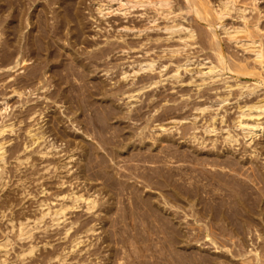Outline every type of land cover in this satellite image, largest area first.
I'll return each instance as SVG.
<instances>
[{"label": "bare ground", "instance_id": "6f19581e", "mask_svg": "<svg viewBox=\"0 0 264 264\" xmlns=\"http://www.w3.org/2000/svg\"><path fill=\"white\" fill-rule=\"evenodd\" d=\"M77 1L75 0L73 3V0H0V70H5L7 73V72H13L17 68L22 69L23 67L25 69L27 65H29L28 61L32 59V57L35 58L33 59L35 60L33 61L34 64L36 62L35 65L34 64L31 65L32 63L30 64L31 66H33L32 68L30 67L31 69L28 66V68L30 69L28 70V72L25 69L27 74H25L24 77L23 75H21L22 77L15 76L13 79L11 78L9 80L8 78L11 76V74L7 73L6 77L8 80L7 79L6 80L7 82H9V85L7 86L11 87L10 93L15 94L19 98L20 97L24 98L23 101H22V98L20 99V101H22L23 104L27 103V101L30 100V99L28 100L25 99L27 98L26 96L28 94H31V93L33 94V92H35L36 90L39 91V89L41 90L43 88L48 89L47 86L49 87L51 86L49 84L47 85V83H50V82L52 83V81L51 80L48 81V78L46 79L44 78L45 72L43 70L45 66L46 67L51 66L50 68L52 69V73H50V75L46 77L50 78L51 76L53 78V86L55 88L54 90L48 89V91L53 90L51 91V93L50 91L49 93L45 92L43 89L44 91V92L42 91L43 95L45 93H48L49 94L48 96L50 98L49 97L47 98L52 99L50 96L52 94L54 98L56 97H58L59 99L62 98L65 102H68L67 103L68 106L64 107L65 109L68 108L67 109V112H69L68 120H70L71 123H73L74 121H76L78 124L81 123L83 124V127H84L82 132L79 133V134L82 133V135H79V134L71 135L67 133L68 131H64L65 129L61 128V126L63 125L62 122L64 120L61 121L62 119L60 118L61 116L57 115L58 111L56 112L55 110L54 111L52 110L53 112H51L50 119L48 120V123L49 121L52 122V124L49 123L52 127L50 126L49 127L51 128L53 134H55L61 142L60 144L55 141L51 142L48 134H52V133H48L46 135L47 129L44 128L42 124L41 125L39 124L38 126L36 125L37 123H40L41 121L44 120L42 118L43 115H45L43 113L44 112L43 111L44 108H42L43 105L41 104L42 105L41 106L35 103L31 105L32 103L28 102L27 104H30V105L26 106L25 114L23 113L24 111L22 112L20 109L21 113H23L26 116L24 117L22 115L23 118L25 119L32 118L33 120H36V121L31 122L29 124L27 123L26 125L27 127L25 128V138L22 141L21 146L20 147L18 146L19 148H16L14 147L16 145L15 144L13 146L14 149L12 148V155L14 156V160L18 161L16 163L17 164L19 163L20 165L23 163L25 166H27L25 163H28L31 166L35 163V159L32 157L33 153L36 155L38 154L41 161L45 162V163L43 162L45 165L43 164L41 165L43 166L42 167L43 173L52 174L53 178L55 179L57 178L56 180L57 186H62L66 182L68 183L70 187L72 184L73 186L72 188L67 189L64 193L63 191L58 194L56 193V197L58 198L60 197V200L58 199L59 200L58 202L56 200L57 203L55 202L53 205H51L52 200L51 201L49 200L51 202L49 203V202H46V200L44 199L42 200L37 199V201H39L37 202L38 205H36L37 203L35 204L36 206L39 207L37 213H35L36 212L35 210L37 209L36 208L35 210H33L35 212L33 211H30L31 213L29 212L30 214L34 213L33 215H30L27 213L28 214L27 216H24L18 219L16 230L13 229L15 227L14 224L16 223L13 224L12 223L13 221L9 219L10 226L9 228L7 227L9 229L8 233L4 234L5 233L4 231L3 237L1 236L2 234H0V236L2 237L0 239V252L2 253L0 255V264H5L6 262V256H5V254H7L6 247H8L9 243H11L10 238H12L13 236L17 238L16 240H19V241L22 240L24 243L25 242L28 243L27 244L28 246L26 245L27 247L25 246V248L21 249L20 251L17 250L19 252L15 254L17 255V258H19L20 262L24 263L25 261L23 260H26L27 262L28 259H26L25 256L28 258V256L30 255V258H33L32 256L33 253H36L37 250H40L37 248L38 247L36 243L37 239L35 238L36 240H34V230L35 229L39 230V228L43 226L41 224L45 222L44 220L45 217L49 219L48 223L50 222V224L47 225L48 227L49 226L53 227V225L58 227L59 225L63 224V222L65 221L67 222L66 220L67 209L68 210L70 209V211L71 210L73 211L74 209L75 211L76 209L80 208V206H82L85 209V210L83 209L84 212L86 211V213L87 212L89 213L88 215H90V213L93 215L96 212V208L101 207L103 204L105 205H103L100 209H103L104 211H106V216L104 217L102 215L103 217L102 216L101 217L103 219L101 217L99 218H101L102 220H104V222H106V226L110 225L109 228L111 229L110 230L107 229L108 235L102 237L103 234L100 235L99 233L100 237L99 236L94 237L95 239L92 240L93 239L92 233L94 231L96 232L95 223L94 224L92 223L96 221L90 222V218L88 216L87 217L89 219L88 218L87 219L89 221L83 218H82L83 220L80 219L79 222L76 219L71 220L68 223L63 224V228L60 227V229L63 230L62 233L60 234H63L64 241H67V243H65L66 246L62 244L63 246L61 247V249L59 248L60 250L56 249L51 252L49 250L48 251L46 250L47 254L44 255L45 256L44 260L49 261V260L56 259L61 264V262H64L66 259H67L66 261H68L67 256L74 252L81 254V252L84 250L83 253L88 252L89 255H94V254L96 255V253L100 254V252L99 251L97 252V250H99L100 246H102L101 249L105 248L110 251L108 252V256H106L108 257V259L112 258L109 264H264V163L262 165V164H259L261 162L259 163L257 162L258 156L261 158L262 156L260 155L263 153L260 151L261 148L259 149L257 148L258 146L254 145L256 143L254 142V140L255 139L259 140L256 137L260 135L261 132L263 133L264 131V93L262 94V97L260 96L261 98H257V99L255 98L256 100H253V98H251L250 100H247V99L245 100L243 99L242 101L239 100L241 103L239 102L238 104L236 102L237 105H234L236 106V109H237V110L235 109L237 112V116L235 118L234 116H232L231 119L234 120V122L229 123V124L239 128L240 131L239 130L238 131L241 134L240 137L243 139V141L242 143L239 142L240 141V137H238L239 133L237 132L234 133L235 130L234 132L231 131L233 130L232 126H231L232 127L231 129L228 128L225 131L224 135H222L223 133L221 134L222 139L220 138V140L222 141V144L224 143L225 145V147L223 148L226 149L224 155L220 154L221 152H218L219 150L217 151L216 139H213V137H211L213 140L209 141L211 143V146L210 145L209 146L212 149H206L205 146L207 144L204 146H201L205 143H204L203 137L201 139L197 138L196 135L200 133H197L195 135H190L189 137L190 139L196 140V142L199 140L198 142L199 148L192 146L193 147L192 150H187V148H185V146L183 145L184 149H186L187 151L186 150L180 151L181 149L179 150L177 148H173V145H175L174 141L169 140L171 137L168 138L167 136L165 138L162 137L163 139L161 137H159L160 139L158 138L159 140L162 139L161 141L164 140L166 142L165 146L162 149L159 148L158 146H153L154 144H156L158 140H155L152 137H149V138L151 139V141L153 140V142L149 144V141H147L148 143H146L144 141V139L147 137V135L144 133L145 129L143 130L142 128V129H139V131L136 130L135 132H133L132 129L134 128L130 129L131 127L129 128V125L128 126L123 125V126H126L125 128L122 126L114 128V131L112 130L113 134H111V136H108L107 133H109L110 131L108 132L107 126L110 125V121L113 119H116L118 122L119 120H123V119H120L122 114L121 115L119 113L117 114L116 111H114L115 109L112 107L113 105L110 106L107 104L109 101H107L106 99L110 93L112 94L121 93L122 94L125 91L124 90L121 91L120 88L118 87L119 88V89L117 88L118 91L116 89V91L108 93V92H105V90L103 89L101 85H97L98 83L95 84L94 82V84H92L93 81L91 82L92 85L90 84L91 86H87L86 84H83V82L78 83L80 84L79 86H77L78 84H76L75 82L76 84L75 86L74 84H72L73 82H70L71 80L69 81L70 78H68V76H70L69 74L72 73L71 69L73 65L80 66V68L82 69L81 71L82 75L80 74L81 72H78L77 76L81 75V77H83L86 80V77L88 76L90 71L92 72L91 70L92 68L90 69L91 66H89V64L92 63L93 60L89 64L84 63L82 60L79 59L80 57L78 58V55H76V53L72 51L74 50L72 45H71L72 49L71 50L68 49L69 50L68 52L66 51L67 48L65 49L64 47H62L63 45L61 47L57 45V47L55 46L56 49L54 48V45L58 44L56 43V41H58L60 35L66 34V33H63L64 31L62 32L64 23L68 24L72 21H76L79 19V13H78L79 10H77L76 8L77 6L75 7V3H79ZM101 1L96 3V12L100 14L101 16H104L105 14H109L115 11L121 12V14L125 15L126 13H128V10L131 8L137 9L139 7V8L145 9L148 7L151 9V11L153 10L156 13L154 16H158V17L161 16L163 18L169 19L170 21L169 22L166 21L162 25L161 28H163L166 31L165 34L169 36L172 35L174 37V34H177L176 38L182 41V42L180 41L182 43L181 47H179L180 46L179 44V46H176V48L170 50L171 52L169 53L173 55L178 54V52L181 51L183 46H186V45L188 46V44L190 45L193 43V42L192 43L186 42L187 40L191 41V38H193L194 30L191 27V25H189L190 27L183 25L182 21H180V20H183L182 19L183 17L181 18V16H179L180 12L185 11V13L187 14H192V16L194 17V20L197 19L201 21L206 29L205 31L210 32V34L206 33L208 35H205V33H202V34L209 37V39H207L209 41L208 42L206 40V38L208 37L204 36L206 42L210 43L211 48H213L212 50H214L213 52H215V54H213L215 55V59H212V60L209 59V61L206 62V63L209 62L208 64H206L205 61L202 62L201 60L202 63L200 61L199 62L200 64H203V66L205 65V68H197V69L195 68L196 70L193 69L195 70V73L199 75V78H200L199 79L200 84H198V87L202 83H204L206 80L207 81L214 80V79L216 80V78H219L221 76L223 77L225 73L227 74V72H232V73H235L236 75L242 74V75H250L253 77L259 76L262 79V82L264 84V77L261 74L262 72H260L261 70L264 69V43L260 39V34H259L260 28L258 25L259 18L264 12L262 13V11L259 10L256 0H250L249 3H247L249 0H247V2H244L243 0H241L243 1L242 3H239V1L237 0H218L217 3H215L216 1L212 2L211 0H181L178 2L177 0H106V2L104 0H103L104 2L103 1L101 2ZM32 5H34L33 7L34 9L32 11H29V7ZM255 9H258L256 12V16L253 20H250L251 18L248 17V13L246 12L247 10L249 12V10L251 11ZM143 11L141 13H144ZM177 16L180 17L181 19L180 20L177 19ZM193 17L191 18L193 19ZM226 17H229L230 20L231 19L233 20V18L238 19V22L236 24L226 23L224 22V19ZM49 19L50 20L52 19V22L49 21ZM153 19H154L153 22H155V19H157V17ZM152 24H150L151 26L142 25L143 28L141 29L146 30L149 27L153 29V27L159 26V24L158 25L154 24L153 26ZM138 27L139 25L137 26V28L135 26L136 29H139ZM125 28H130V27L125 26ZM73 29L74 31H72L71 29L72 36L67 35L68 37H72L75 39V36H77L78 32L80 33L83 32L82 30L83 28L82 29L80 28L77 30L74 26ZM219 29H221L223 33L226 35V38H227L226 40L230 42L232 41V44L240 46L241 48H243V50L250 51V53L252 52L251 53L253 54L252 57L254 61L258 63L257 67L259 68L258 70L260 71L257 72L256 70H253L254 67L253 68L251 67L252 69H250V67L248 68V65L247 67H246V64L242 65L243 63L242 64L237 63V65H236V62L234 63V65H232L233 62L231 65L228 64L230 62L227 63V61L225 60L224 54H223V50H224L222 48L223 44L221 45V41H220L221 39L218 36ZM141 31L142 30H139L140 33ZM140 33H138L139 36H140ZM202 34H200V36ZM134 35H135V32H134ZM79 36L81 39V41L79 42H83L85 44L88 42L87 40L86 41L84 40L86 39V37L82 40L81 34ZM69 40L67 41L69 42ZM71 43L73 44V42ZM129 45L131 46L133 44H129ZM120 46L121 45H119V47ZM121 47L118 48V50L122 51L123 49H121ZM61 48L65 49V51L67 52L66 53L67 55H62ZM112 49L114 50L113 46H112ZM112 49L108 50V48H103V49L101 48L100 51H97L99 50L98 48L96 50L97 52L95 51V53H93L94 50H91L92 52L89 51L91 54L93 53L91 58L89 57L91 55L90 53H89L90 55H86V56L90 58V61L93 58L94 59L96 58L104 59L103 57L104 56L107 57V55H109V52L112 51ZM150 58H153V57H149V59ZM65 59L66 60L69 59L72 65L70 64L69 61H67L69 62L68 63L69 65H67V67L65 68L63 66L65 64L63 62L66 61ZM88 60H87V63L89 62ZM185 61H187V59ZM138 62H136L138 63L137 68L134 69L130 67L131 68L130 71L134 74L133 78L139 71H147V70L150 71L156 68L154 65L153 59H150L149 61H144L143 59V63L142 61H138ZM94 63L95 62H93L92 64ZM188 64L187 63L185 64L184 62L181 64L180 61L179 63L177 62V64L174 65L175 67L173 66L174 68L171 69L170 73L166 72L168 73L167 74L168 76L165 78L173 77L172 79L174 78L177 79L180 76V68H183L184 70H187V71H191V69L187 67ZM160 66H163V65H160ZM78 69H76V71ZM121 70H122L120 71L121 76L119 77H122L124 79L128 77L126 74L129 70L128 71L123 70V69ZM6 73H3V76ZM74 73H77V72H74ZM12 74H15V73H12ZM159 74L160 76L157 79H155L156 76L154 78V75L153 77L149 76L146 79H140L138 77V79H140L138 81H140L139 83L141 84H139V87L137 88L135 92L137 91L140 92V90L142 91V89H146V87L148 88L149 86L151 87L153 85H156L157 83L165 81L163 79L164 77L162 76V74L161 73ZM1 75L2 73L0 71V80H2L3 78V76L1 78ZM78 80H80V76ZM72 81H73V78H72ZM86 81L88 82L89 79ZM223 81L225 82L224 87L228 89L227 90L225 89L227 92L223 90L226 94L224 93L225 95L222 97L219 96L221 95L220 92L217 93L219 96L217 99L218 105L219 104L221 105L222 102H224L225 100H229L227 99V96L230 93H232V91L230 92V89H229L231 86H233L232 83H230L228 80H227L228 82H226L225 80ZM236 81H235V84H236ZM3 82L6 83L5 81ZM242 82L243 81H241V83ZM4 83L2 84L4 85ZM2 84L0 86H2ZM257 85L258 84L251 87V85L249 84L248 87L250 88L247 87L248 91L249 92H251L252 90L254 91L255 89L254 87H256ZM246 90L247 89L242 90L245 92H239V93L240 94L244 93L247 95L249 92L248 91L246 92ZM62 91L65 92L63 95L61 94ZM38 93L40 94V92ZM134 93L132 89L131 92L127 94V97L132 98L134 96ZM137 96L138 95L136 94V97ZM2 97L4 99V96ZM236 97H237V94H236ZM214 98H215L214 99L215 101L217 97H214ZM52 101H57V100H52ZM4 102L5 103L2 102L3 104H1L0 106V115L4 114L10 105L8 103L9 101L8 102L4 101ZM103 102H105V104ZM40 103L41 102H38V104ZM109 103L111 104V102ZM197 103L199 102H196V104ZM203 103L204 102H202L201 104ZM184 105L180 107H183ZM208 105L209 104H207L206 107H208ZM36 106H40V108H37ZM45 106H47V104ZM56 106H57V102H56ZM23 107H25V105ZM206 107L205 106L201 107V105L198 104L195 109L196 110L198 109L201 111V113H203ZM176 108L177 106L173 110H175ZM216 108L218 109V107ZM217 109L215 111H217ZM167 111H166V116H167ZM200 111L198 112L200 113ZM7 112L9 113V111ZM97 112L98 113L100 112V113L98 114ZM176 112H180V109L179 111H176ZM163 113L165 112L163 111ZM180 113L182 114V112ZM213 113L211 115V112H210L209 114L211 116L208 115L209 120L207 119L206 120L207 122L204 121L206 122V124L204 123L205 126L202 122L204 126L203 128L204 133H201L202 135L205 133L208 134V133L213 132L216 117L218 115L220 116L222 115V114H216L217 112L214 114ZM18 114L19 113L17 112V117L19 116ZM81 115H83L84 118L81 117ZM175 115L177 114L175 113ZM22 116L21 117L19 116V117L22 118ZM129 116L131 115H128V117ZM171 116H172V113H171ZM140 117H138L137 119H139ZM161 117H163V115ZM224 117L225 116L219 117L220 119L219 121L222 122ZM23 118L22 119L17 118V120L19 119L18 123L24 122L25 120ZM129 118L133 119V117H129ZM231 119L228 118L226 120L230 121ZM8 122L6 123L4 120L0 122V187H2L3 185L5 186L6 184L4 183L5 181H3L5 180L4 179L5 177L4 174L6 170L5 163H7L5 160V156H6L7 150L9 149L6 147V145L9 144L11 141L10 137L7 139L8 136L7 137L3 136V133L6 131L11 132L14 130V124L10 123V120ZM174 122H175L174 124H176V120ZM227 123L225 125H227ZM154 124H151V126H154ZM229 124H228V127L230 126ZM45 125L47 126V121ZM156 125L160 129H166L164 124H162V122ZM156 125L154 126L155 128H157ZM127 127H128V130L125 131ZM50 128L48 130H50ZM76 128H73V129H76ZM183 131H184V128L182 130V133ZM185 132L187 134L190 133L189 131L188 132L185 131ZM184 134L182 135L181 139L183 138ZM193 134H194V131H193ZM201 134L199 135L200 137H201ZM56 136L54 138L57 139ZM161 141H159V143ZM62 142L67 143V145H70V146L72 145L71 147L68 146L70 147L68 148L69 150H67L68 152H64L66 153L65 154L66 156L64 155L65 158L64 156H63V159H60V158L53 159L52 156L49 158L48 155L53 154L51 153L50 150L51 149L53 150L59 145L62 146ZM200 146L205 149L201 148ZM72 147L74 150L72 149ZM144 147L147 148L146 151L142 150V149H145ZM152 147H158L161 150V153L163 154L162 155L154 154L153 152H151ZM76 149H79L80 152L79 151L78 152L83 157L82 160L80 158L81 161H76V158L74 159L75 157L74 155L77 152ZM101 149L103 152L105 151V154H107V157L109 158H106V156L103 153L99 152V150L101 151ZM56 150H58V148H56ZM56 150L54 153H58L59 151L63 152L64 149L62 148L61 150H58L57 152ZM236 150L237 151L242 150L243 154L239 153L240 151L237 152L238 154L242 155V156L240 155L241 157H237ZM18 151L20 152V154H18ZM13 156L11 157L13 158ZM46 156L48 157L45 158ZM60 157L62 158V156ZM260 158L258 159L260 160ZM110 161H113L115 165L119 161H121L122 164L118 163V165H120V168H118L116 165V167H114L115 172H113L114 170L113 171L110 170V167L113 166V165H110L111 164L109 163ZM141 162H146V163L142 164ZM157 162H161L162 164L161 163L158 164ZM147 163H149V165H145ZM151 164H155V165H151ZM74 166H76V168ZM121 167H123V170H121L122 169ZM28 169L32 170L30 167H28ZM38 172L34 170V172H30V173L34 175V174H37ZM41 172L42 171H40V173L37 175L39 176ZM44 174L41 175V179H44ZM80 178L83 179L82 181L80 180L81 182L78 180ZM89 179L90 180L98 179L99 181L100 179H102V183L99 188H96L95 187L96 184L87 182V180ZM20 180L21 179H17L16 183L18 184ZM22 180L24 179L22 178ZM97 181H95V183H97ZM21 184L19 183V187H23L21 186ZM65 186L63 187L65 188ZM24 190L21 189V191H24ZM103 192H104V195L110 194L108 195L110 196V199L112 195L115 194L116 197L112 198V199H115V202H113L110 199L109 201L107 199L109 202L106 200L107 201V204H106L104 203L106 201H101L102 199L98 200L97 195H101ZM125 195H127L126 198L124 197ZM56 197H54L53 199L55 200ZM4 200L6 199L4 198ZM3 203L1 205L5 207ZM70 211L67 214H70L71 213ZM104 211H101V212L105 213ZM1 212L2 210H0L1 215L2 213L5 214V210L4 212L2 213ZM179 212L182 213L181 218L183 219V222L181 221H178V222L183 223V225L188 224L190 222H192L193 224L194 223L198 224L197 225L198 227L195 226V228L197 229L194 228L196 231L193 232V237L189 235L191 233H189L188 231H183V229H181L180 227L181 224L177 223V219L175 221V218L178 217V216H175V214H178ZM19 213L21 214V212H18L17 214ZM12 217L13 216H11V219ZM96 217L98 218V216ZM178 220H180V218H178ZM77 222L79 224H77ZM75 223L77 225H75V228H73ZM143 224L145 227L143 226ZM124 225H126V227L130 226V229H128L129 227H127L128 230H126V227H124ZM120 226H122L123 229H120L121 228ZM192 226L194 225L191 224V228ZM185 228H188V225ZM5 230L7 231V229ZM13 230L14 232H11V233H13L14 235L10 236L11 233L9 235V232ZM120 230H124L126 233V236L123 233V231L121 232L124 235L120 234ZM43 231L44 233H46L47 230L45 231L44 229ZM60 231L61 230H59V232ZM101 232L103 233V230ZM81 233L82 234L84 233V235H82ZM89 233L92 234V239L86 242L87 240L85 239L87 238L83 240L82 236L85 237ZM161 233H162V236L160 235ZM121 235H123L124 237ZM39 237L42 238V236H39ZM87 237H91V236H87ZM65 238L66 239L68 238V239L65 240ZM13 239H14L13 241H15V238ZM63 239H61V241H63ZM191 239L195 240V244L199 240H207V242H209L208 245L211 244L210 246H213V250H215L214 251L215 255L214 254L210 255L209 253H206L207 251L205 253L204 252L197 253L199 250L197 252H192V251L190 252L186 244H188ZM24 240H27V241H24ZM47 240L49 241L50 239H46V241ZM145 240L150 241V243L148 242L149 243L148 249L152 251V254H150L151 258H149L148 260L146 258L144 260H139L140 258H137L138 260L136 259V261H133L135 258L134 257L132 259L133 263H131L132 261L131 262H129L130 260L128 261V259L130 258L128 256L129 258L127 257V259L125 260H127V262L129 263L124 261L123 259L125 256L124 254L128 253L127 255H129V252L131 251H133L131 254L136 252L134 250L136 249L138 245L133 247L134 250H131L132 246H134L133 242L141 243V241L143 242ZM46 241L45 243H42V244L49 246L50 243ZM96 241H98L99 243H97ZM152 242L153 244L155 242L159 243L160 247L157 248L158 244L156 246L155 245L153 246ZM201 242L203 241H200V243ZM207 242H203V245H205L204 243H207ZM248 242H251V245L250 243L248 244ZM140 243H139V246H140ZM182 243H185V244H182ZM52 244H55V243H52ZM52 244H50V247ZM81 244H84V245H81ZM146 244L141 243L142 246L145 245L144 248H146V252H148ZM190 244L192 245L194 243L190 242ZM116 245L117 246L119 245V246L117 247ZM247 245H250L251 249L249 248L250 247L249 246L248 249L245 250L247 248ZM79 246H83V247H79ZM243 247L245 248L244 250H242ZM54 248L50 250H53ZM197 248L199 249V247ZM177 249H179L180 251ZM210 249L212 251V248ZM103 250L104 249H102V251ZM137 250H140V249H137ZM126 251L127 253H125ZM160 251L161 252L165 251V252L162 255L156 254L157 252H160ZM146 252L144 251V253ZM137 253H140V252L138 251ZM144 253L141 252L142 255ZM40 254L41 252L38 254V256ZM74 255H77V254H74ZM101 255L102 254H100V256ZM133 255H135V253ZM146 255L148 256V254ZM35 256L34 258H36ZM38 256L37 258L40 257ZM69 256H72V255H69ZM86 256H84L83 254V257H86ZM135 256H137V254ZM138 256L140 255L138 254ZM91 257L93 256H90L88 258H91ZM144 257L145 255L142 257V259ZM30 258L28 261H30ZM88 258H83V260H79L80 258H78L77 261L79 264H87ZM36 259L34 260L35 262H36ZM42 259L40 258V260ZM104 259L107 260L105 256H104ZM43 261H41L42 264H43ZM55 261L53 260V262ZM94 261H97V260H94ZM100 261H102V259ZM56 262L54 264H56ZM48 263L49 262L45 264H48ZM9 264H17V263L13 259V261H11ZM26 264H33V262L30 261V262H27ZM90 264H92V262H90Z\"/></svg>", "mask_w": 264, "mask_h": 264}, {"label": "rangeland", "instance_id": "374dc122", "mask_svg": "<svg viewBox=\"0 0 264 264\" xmlns=\"http://www.w3.org/2000/svg\"><path fill=\"white\" fill-rule=\"evenodd\" d=\"M74 1L75 0H73V3H74ZM77 1V0H76ZM80 1H81V3H80ZM96 1V2H95ZM101 0H79V1H77V2H79V3H75V7L77 8V10H79L78 11V13H79V19L78 20H76V21H72V22H70V23H68V24H66V23H64V25H63V29H62V32L63 33H66L65 35H60V37H59V39H58V41H56V43H58V44H55L54 45V48L56 49V47H57V45H59L60 47L62 46V47H64L65 49H66V51L68 52L69 50H71L72 49V46H73V49L74 50H72V51H74L75 53H76V55H78V58L80 59V60H82L84 63H86V64H89L90 62H92V60H93V62H95L94 64H92V63H90L89 64V66H91L90 67V69L92 70V72L90 71V73L88 74V76L86 77V80H88L89 79V81L87 82L83 77H81V75H82V69L80 68V66H77V65H73V67H72V73H70L69 75L70 76H68V78H70L69 79V81L70 82H73L72 84H74L75 86H76V84H78V83H82L83 82V84H86L87 86H91L92 84H94V82H95V84H97V85H101L102 87H103V89L105 90V92H108V93H110V92H113V91H116V89L119 87L120 88V90L121 91H125L124 93H110L109 95H108V97H107V101H109V102H111V104L108 102L107 104L108 105H113L112 107L115 109L114 111H116V113L118 114H124L123 116L121 115V117H120V119H123V120H119L118 122H117V120L116 119H113V120H111L110 121V125H112V126H107L108 127V132L109 133H107L108 134V136H111V134H113V131H114V128H116V127H120V126H122V127H126V126H128L129 125V128L130 129H132V128H134V129H132V131L133 132H135L136 130L137 131H139V129H142L143 128V130L145 129V134L147 135V137L144 139V141L146 142V143H148L147 141H149V144H151L152 142H153V140L151 141V139L149 138V137H152V138H154L155 140H158L157 142H156V144H154L153 146H158L159 148H163L164 146H165V141L163 140V141H161L163 138H165L166 136L168 137V138H170L169 140H173L174 141V144L175 145H173V148H177V149H181L180 151H183V150H186V149H184V146H185V148H187V150H192L193 149V147H198L199 148V145H198V142H199V140L196 142V140H193V139H190L189 137H190V135H195V134H197V133H204L203 132V128H204V126H205V124H206V120L208 119L209 120V118H208V115H210L209 113L211 112V115H212V113L217 109L216 107H218V109H217V111H215L214 113H216V114H222L221 116H225L224 118H223V121L222 122H220L219 120V117H221L220 115H216L217 117H216V120H215V124H214V130H213V132H211V133H205V134H201V137L199 136L200 134H197L196 136H197V138H199V139H201L202 137H203V139H204V143L205 144H203V145H201V146H204V145H206L205 146V148L206 149H212V148H210V146H211V143L209 142V141H212L213 139H216V148H217V151L218 152H221L220 154H225V148H223V147H225V145H224V143L222 144V141L220 140V138H221V134L222 135H224L225 134V131L228 129V128H232L233 130H231V131H233L234 132V130H235V132L234 133H239V128L238 127H235V126H232V125H230L229 123H232V122H234V120H232L231 118H232V116H234V118L237 116V112H236V106H234V105H237V103L239 104V102L240 101H242L243 99L245 100V99H247V100H250L251 98H253V100H256L257 98H261L262 97V94L264 93V84H263V82H262V79L259 77V76H255V77H253V76H250V75H242V74H238V75H236L235 73H232V72H227V74L225 73L224 74V79H223V77L221 78V77H219V78H216V80L214 79V80H206L204 83H202L199 87H198V84H200V78H199V75H197L196 73H195V70L197 69V68H205V65L203 66V64H200V62H201V60H202V62H204L205 61V63L207 62V61H209V59L210 60H212V59H215V55H213V54H215V52H213L214 50H212L213 48H211V45H210V43H208L209 41L207 40V39H209V37L208 36H205V35H208V34H210V32L208 31V32H206L205 30V27H204V25H203V23L201 22V21H199V20H197V19H195L194 20V17L192 16V14H187V13H185V11H182V12H180V15L179 16H181V18L183 19V20H180L181 18L180 17H178L177 16V19H179L180 21H182V23H183V25H185V26H188V27H190L189 25H191V27L193 28V38H191V41L189 40H187L186 42L187 43H192V44H188V46L186 45V46H183L182 47V49H181V51H179L178 52V54H170L169 52H171L170 50H172V49H174V48H176V46H179V44H180V46L179 47H181V45H182V41L181 40H178V38H176V36H177V34H174V37L172 36V35H167V34H165L166 33V31L163 29V28H161L162 27V25L166 22V21H170L169 19H166V18H163V17H158V16H154L156 13L152 10L151 11V9L150 8H131V9H129L128 10V13H126L125 15L124 14H121V12H118V11H115V12H111V13H109V14H105L104 16H101L100 14H98L97 12H96V3L97 2H100ZM103 1V0H102ZM101 1V2H102ZM105 2H106V0H104ZM103 1V2H104ZM178 1H181V0H177V2ZM212 2H215V3H217L218 2V0H211ZM237 1H239V3H242L243 1L244 2H247V0L245 1V0H243V1H241V0H237ZM241 1V2H240ZM95 2V3H94ZM250 2V0L247 2V3H249ZM181 3V2H180ZM256 3H257V6H258V8H259V10L260 11H262V13L264 12V0H256ZM79 4V5H78ZM35 5V4H34ZM34 5H32V6H30L29 7V11H32L34 8ZM54 6V5H53ZM56 6V5H55ZM143 10H145V11H143ZM257 10L258 9H255V10H249V12H248V10H247V12L246 13H248V17H250L251 19L250 20H253L254 18H255V16H256V12H257ZM144 12V13H141V12ZM147 12V13H146ZM154 13V14H153ZM81 14V15H80ZM183 14V15H182ZM145 15V16H144ZM185 15V16H184ZM81 16V17H80ZM154 16V17H153ZM153 17V18H156L157 17V19H155V22H153V18L151 19V18ZM191 17H193V19L191 18ZM185 18V19H184ZM80 20V21H79ZM49 21H51L52 22V19L50 20L49 19ZM153 24H152V23ZM224 22H226V23H234V24H236L237 22H238V19H234L233 18V20L231 19L230 20V18L229 17H226L225 19H224ZM72 23V24H71ZM83 23V24H82ZM136 23V24H135ZM185 23H187V24H185ZM79 24V25H78ZM80 24H81V26H80ZM140 24H141V26H140ZM150 24H152V26L154 25V24H159V26H157V27H153V29L152 28H147L146 30L145 29H141V28H143L142 27V25H144V26H149ZM134 25V26H133ZM139 25V29H136L137 28V26ZM258 25H259V28H260V31H259V34H260V39H261V41L264 43V13L260 16V18H259V21H258ZM74 26H75V28L78 30V29H82L83 30V32H78V34H77V36H75V39L74 38H72V37H68V36H72V31H74ZM125 26H129L130 28H125ZM135 26H136V28H135ZM151 26V25H150ZM199 26V27H198ZM201 26V27H200ZM203 26V27H202ZM124 27V28H123ZM159 27V28H158ZM65 28V29H64ZM199 28V29H198ZM204 28V29H203ZM71 29H72V31H71ZM68 30V31H67ZM69 30H70V32H69ZM136 30V31H135ZM139 30H142L141 31V33L139 32ZM143 30H145V31H143ZM66 31V32H65ZM138 31V32H137ZM221 31V32H220ZM134 32H135V35H134ZM145 32V33H144ZM219 32V33H218ZM218 36L220 37V41H221V45H222V48L224 49L223 50V54H224V57H225V60L227 61V63L228 62H230V63H228V64H232V62H233V64L232 65H234V63L236 62V65H237V63H239V64H242V65H244V64H246V67H247V65H248V68L250 67V69H252L253 67L255 68H253V70H256L257 72L258 71H260V70H258L259 68L257 67V65H258V63L257 62H255L254 61V59H253V54H251L250 53V51H247V50H243V48H241L240 46H238V45H234V44H232V41L230 42V41H228V40H226L227 38H226V35L223 33V31L221 30V29H219L218 30ZM138 33H140V36H139V34ZM202 33H205V35L204 34H202ZM206 33H208V34H206ZM81 34V38H82V40L86 37V39H84L85 41L87 40L88 42L86 43L87 44V46H86V44L85 43H83V42H79V41H81V39H80V35ZM138 34V35H137ZM142 34V35H141ZM200 34H202L203 35V37H202V35L200 36ZM68 35V36H67ZM199 35V36H198ZM121 38H120V37ZM208 37V38H206V40L208 41V42H206V40H205V37ZM210 36V35H209ZM200 37V38H199ZM202 37V38H201ZM69 38H70V40H69ZM78 40H77V39ZM118 38V39H117ZM145 38H146V40H145ZM73 39H74V41H73ZM148 39V40H147ZM193 39V40H192ZM204 41H203V40ZM67 40H69V42L67 41ZM200 40H202V41H200ZM181 41V42H180ZM71 42H73V44L71 43ZM89 43V44H88ZM129 44H133V45H129ZM67 45H69V46H67ZM72 45V46H71ZM119 45H121L120 47H121V49H123L122 51L121 50H118V48H120L119 47ZM128 45V46H127ZM56 46V47H55ZM84 46H86V47H84ZM112 46L114 47V50L112 49ZM130 46V47H129ZM111 47V48H110ZM117 47V48H116ZM64 48H61V52H62V55H67L66 53V51H65V49ZM99 48V50H97ZM103 49V48H108V50H110V49H112V51H110L109 52V55H107V57L106 56H104L103 58L104 59H101V58H96V59H91V61H90V58H91V56H92V54L93 53H95V51L97 50V51H100V49ZM210 48V49H209ZM54 49V50H55ZM69 49V50H68ZM91 50H94L93 51V53L91 54L89 51H91ZM107 50V51H108ZM64 51V52H63ZM96 51V52H97ZM225 51V52H224ZM88 52V53H87ZM92 52V51H91ZM91 55H90V54ZM86 55H90L89 57L90 58H88V56H86ZM170 55V56H169ZM173 55V56H172ZM86 56V57H85ZM172 56V57H171ZM149 57H153V58H150V59H153L154 60V65H155V69H153V70H150V71H139L135 76H134V78H133V73L130 71L131 70V68H137L138 67V61H142V63H143V59H144V61H149L150 59H149ZM207 57V58H206ZM214 57V58H213ZM226 57H227V59H226ZM82 58V59H81ZM84 58V59H83ZM87 58V59H86ZM33 59H35L34 57H32V59H30L28 62V64L29 65H27V67L25 68L26 70H27V72H28V70H30L33 66H31V65H33L34 64V62L33 61H35V60H33ZM89 59V60H88ZM149 59V60H148ZM187 59V61H185ZM66 60V59H65ZM64 60V61H65ZM87 60L89 61L88 63H87ZM97 60V61H96ZM189 60V61H188ZM67 61H69V59L68 60H66L65 62H63V63H65L63 66L66 68L67 67V65H69L68 63L70 62V64H71V61H69V62H67ZM179 61H180V63L182 64L183 62L186 64H188V68H190L191 69V71H187V70H184L183 68H180V76L176 79V78H174V79H172L173 77H168L169 78V80H168V78H165V77H167L168 75V73H170V71H171V69L172 68H174L175 66L174 65H176L177 64V62L179 63ZM200 61V62H199ZM136 62H138V63H136ZM198 62V63H197ZM201 62V63H202ZM32 63V64H31ZM209 63V62H208ZM208 63H206V64H208ZM31 64V65H30ZM35 64H36V62H35ZM34 64V65H35ZM92 64V65H91ZM66 65V66H65ZM72 65V64H71ZM137 65V66H136ZM160 65H163V66H160ZM28 66H29V68H28ZM76 68H75V67ZM159 68H158V67ZM174 66V67H173ZM51 66H45V68H43V70H44V72H45V76H44V78L46 79V78H48V81H52V83L50 82V83H47V85L49 84V85H51L50 87L49 86H47L48 87V89H53L54 90V86H53V78L50 76V78L49 77H46V76H49L50 75V73H52V69L50 68ZM131 67V68H130ZM252 67V68H251ZM47 68V69H46ZM49 68H50V70H49ZM79 68V69H78ZM153 68H154V66H153ZM196 68V69H195ZM23 67H22V69L21 68H17L15 71H13V72H7V73H9V74H11V76H13V77H9L8 79L10 80L11 78L13 79L15 76H18V77H20L21 75H23V77L25 76V74H27V72H26V70H25ZM76 69H78L77 71H76ZM81 69V70H80ZM107 69V70H106ZM121 69H123V70H126V71H128L127 72V76L128 77H126L125 79L124 78H122V77H119V76H121L120 74V71H122ZM159 69V70H158ZM193 69H195V70H193ZM1 71V73H2V75H1V78H2V76H3V73H6V71L5 70H0ZM47 71V72H46ZM105 71H107V72H105ZM187 71V72H186ZM26 72V73H25ZM74 72H77V73H74ZM78 72H81L80 74L81 75H79L80 76V80H78L79 79V76H77L78 75ZM166 72H168V73H166ZM260 72H262L261 74H262V76L264 77V69L263 70H261ZM7 73L6 74H4V76H3V78H2V80H0V85L2 84V83H4L3 81H5L6 83H4V85L2 84V86H0V106H1V104H3V103H5L4 101H6V102H8L9 104V107H8V109H7V111H9V113L6 111L4 114H2V115H0V120H1V118H2V120L1 121H5L6 123L10 120V123H13L14 124V130L13 131H11V132H4L3 133V136H5V137H7V139L10 137V139H11V141H10V143L9 144H7L6 145V147L7 148H9L8 150H7V152H6V156H5V160H6V162L7 163H5V174H4V179L5 180H3V181H5L4 183H6L5 184V186L3 185L2 187H0V210H2V212H4V210H5V214L4 213H2V215L0 214V234H2L1 236L3 237V233H4V231H5V233L4 234H6V233H8V228H9V224H10V222H9V219L10 220H12L13 222V224L14 223H16V224H14L15 225V227L13 228L14 230H16V225H17V222H18V219H20L21 217H24V216H27L28 214H30L31 212L30 211H33V210H35L36 208V212L35 211H33V212H35V213H37V211H38V206H36V205H38V203L37 202H39V201H37V199L38 200H42V199H44V200H46V202H49V203H51V205H53L55 202H56V200H57V202L60 200V197L58 198V197H56V193L58 194V193H60V192H62L63 191V193L67 190V189H69V188H72V186H73V184L71 185V187L68 185V183L66 182L65 184H63L62 186H57V184H56V180H57V178L55 179V178H53L52 177V174H44L43 173V169H42V167L43 166H41L42 164L43 165H45L42 161H41V159L39 158V156H38V154L36 155V154H34L33 153V158L35 159V163L33 164V165H31V166H33V167H31L28 163H25L27 166H25L23 163L20 165L19 163V165L16 163V162H18L17 160H14V156L12 155V148H13V146L14 147H16V148H19L20 146H21V143H22V141L24 140V138H25V128L27 127L26 125H27V123L29 124V123H31V122H34V121H36V120H33L32 118H30V119H32V120H30L29 118L28 119H25V118H23V116L24 117H26L24 114H25V109H26V106H29L30 104H27L28 102H30V103H32L31 105H33V103H35V104H37V105H41L42 106V108H44L43 109V113L46 115H43V121H41L40 123H37L36 125L38 126L39 124L41 125H43V127L44 128H46L47 129V132H46V135L48 134V133H52V134H48V136H49V139L51 140V142H53V141H55V142H57V143H59L60 144V140H59V138L55 135V134H53V132H52V130H51V128L50 127H52L50 124H52V122H50L49 121V123H48V120L50 119V114H51V112H53L54 110L57 112L58 111V113H57V115L59 116H61L60 118H62L61 119V121H63L62 122V126H61V128L62 129H65L64 131H68L67 133H69V134H71V135H73V134H75V135H78L80 132H82V130L84 129V127H83V124H78L76 121H74L75 122V124H74V122L73 123H71V121L70 120H68L69 119V117H68V113L69 112H67V109L68 108H64V107H66V106H68L67 105V103L68 102H65L62 98H58V97H56V98H54L53 96H52V94L50 95L51 96V98L52 99H49L50 97L48 96L49 94V91H50V93H51V91H53V90H49L48 91V89L47 88H43L44 89V91L45 92H48V93H45L44 95H43V89L41 90V89H39V91L38 90H36L35 92L37 93V94H39L38 92H40V94L39 95H37L35 92H33V94L31 93V94H28L29 95V97H28V95L26 96L27 98H25V99H30V100H28L27 101V103H25V104H23L22 103V101H23V99L24 98H22V97H18V96H16L15 94H12V93H10V91H11V87L10 86H7V85H9V82H7V77H6V75H7ZM12 73H15V74H12ZM47 73V74H46ZM159 73H161L162 74V76L164 77H161V78H163L165 81H162V82H160V83H157L156 85H153V86H149L148 88L146 87V89H142V91L140 90V92L139 91H137V92H135L136 90H137V88L139 87V84H141V83H139L140 81H138V80H140V79H146V78H148L149 76L151 77H153V75H154V78H155V76H156V78L155 79H157L159 76H160V74ZM76 74V75H75ZM74 77H73V76ZM132 76V77H131ZM147 76V77H146ZM22 77V76H21ZM85 77V76H84ZM138 77L140 78V79H138ZM145 77V78H144ZM72 78H73V81H72ZM74 78H76V79H74ZM88 78V79H87ZM221 78V79H220ZM5 79V80H4ZM7 79V80H6ZM122 79V80H121ZM133 79V80H132ZM76 80V81H75ZM82 80V81H81ZM91 80V81H90ZM178 80V81H177ZM182 80V81H181ZM223 80H225L226 82H230V83H232V85L233 86H231L229 89H230V92L232 91V93H230L228 96H227V99H229V100H225L224 102H222V104L220 105H218V101H217V99H218V97L219 96H224L226 93L225 92H227L226 90L228 89V88H225L224 87V84H225V82L223 81ZM228 80V81H227ZM237 80V81H236ZM77 81H79V82H77ZM93 81V83L91 84V82ZM97 81V82H96ZM145 81V80H144ZM173 81H175V82H173ZM211 81H213V82H211ZM235 81H236V84H235ZM238 81H240V82H238ZM241 81H243L242 83H241ZM75 82H76V84H75ZM87 82V83H86ZM101 84H100V83ZM177 82H179V83H177ZM199 82V83H198ZM255 82V83H254ZM237 83H239V84H237ZM243 85H241V84ZM253 85H252V84ZM91 84V85H90ZM222 84H223V86H222ZM244 84H250L251 85V87H253L254 85H256V84H258L256 87H254L255 89H254V91L252 90L251 92H249L248 91V88H250V87H248V85H247V87H246V85H244ZM80 84H78L77 86H79ZM238 85V86H237ZM4 86V87H3ZM53 87V88H52ZM197 87H198V89H197ZM241 87V88H240ZM91 88V87H90ZM115 88V89H114ZM118 88V89H119ZM241 89V90H239V89ZM247 89L246 90V92L248 91L249 93L246 95V94H244V93H242V94H240L239 92H245V91H242V90H245V89ZM112 89H114V90H112ZM118 89H117V91H118ZM126 89V90H125ZM133 89V93H134V96L136 97V94L138 95V96H140V97H132V98H128L127 97V94L129 93V92H131V90ZM226 89V90H225ZM47 90V91H46ZM130 90V91H129ZM225 92H224V91ZM43 91V92H42ZM128 91V92H127ZM217 91V92H216ZM4 92H5V94H4ZM41 92H42V94H41ZM218 92H220V94L221 95H219L218 96ZM223 92V93H222ZM65 92H61V94L63 95ZM214 93H216V94H214ZM225 93V94H224ZM240 95H239V94ZM118 94V95H117ZM223 94V95H222ZM236 94H237V97H236ZM42 95V96H41ZM45 95H46V97H45ZM243 95H245V96H243ZM2 96H4V99H3V97ZM35 96H37V97H35ZM41 96V97H40ZM259 96V97H258ZM261 96V97H260ZM47 97H49V98H47ZM110 97H111V99H110ZM214 97H217L216 98V100L214 101ZM22 98V101H20V99ZM47 98V99H46ZM105 98H106V96H105ZM110 100H112V101H110ZM256 98V99H255ZM2 99V100H1ZM7 99V100H6ZM59 99V100H58ZM4 100V101H3ZM52 100H57V101H52ZM240 100V101H239ZM52 101V102H51ZM59 101V102H58ZM61 101V102H60ZM3 102V103H2ZM37 102V103H36ZM38 102H41L40 104H38ZM54 102V103H53ZM56 102H57V106H56ZM64 102H65V104H64ZM196 102H199V103H197L196 104ZM202 102H204L203 104H201ZM237 102V103H236ZM104 104H105V102H103ZM186 103V104H185ZM193 103H194V105H193ZM241 103V102H240ZM27 104V105H26ZM34 104V105H35ZM47 104V106H45V105ZM49 104V105H48ZM185 104V105H184ZM201 105V107H206L207 106V104H209L208 105V107H206L205 109H204V111H203V113H201V111L200 110H196L195 108L197 107V105ZM211 104V105H210ZM25 105V107H23V106ZM65 105V106H64ZM98 105H100V104H98ZM182 105H184L183 107H180V106H182ZM177 106V108L175 109V110H173L175 107ZM193 106V107H192ZM196 106V107H195ZM21 107V108H20ZM37 108H40V106H36ZM58 107V108H57ZM174 107V108H173ZM180 107V108H179ZM192 107V108H191ZM45 108H46V110H45ZM164 108H165V110H164ZM180 109V112H182V114L180 113V112H176V111H179V109ZM20 109H21V111L24 113H21V111H20ZM168 111H167V110ZM195 109V110H194ZM236 109V110H235ZM53 110V111H52ZM172 110H173V112H172ZM163 111L165 112V113H163ZM166 111H167V116H166ZM198 111H200V113L198 112ZM17 112L19 113L18 115L21 117L22 115V118L25 120L24 122H21V123H18V121H19V119H22V118H20L19 116L17 117ZM177 114V115H175V113ZM219 112V113H218ZM8 113V114H7ZM12 113H13V115H12ZM20 113H21V115H20ZM98 113V112H97ZM100 113V112H99ZM98 113V114H99ZM171 113H172V116H171ZM180 113V114H179ZM197 113H199V114H197ZM213 113V114H214ZM158 114H159V116L161 117L162 115H163V117H159L158 116ZM195 114V115H194ZM67 115V116H66ZM128 115H131V116H129V117H133V119H131V118H129L128 117ZM140 117V116H142V117H140L139 119H137L138 117ZM168 115H169V117H168ZM197 115V116H196ZM210 115V116H211ZM4 118H3V117ZM11 116H12V118H11ZM100 116V115H99ZM127 116V117H126ZM137 118H136V117ZM186 116V117H185ZM209 116V117H210ZM68 117V118H67ZM81 117H83L84 118V116L83 115H81ZM152 117H154V118H152ZM157 117V118H156ZM164 117H166V118H164ZM17 118H19L18 120H17ZM63 118H65V119H63ZM136 118V119H135ZM176 120V124H174L175 122V120ZM181 118V119H180ZM231 119L230 121H228V120H226V119ZM233 118V119H234ZM7 119V120H6ZM98 119H100V118H98ZM160 119V120H159ZM163 119V120H162ZM178 119H179V121H178ZM205 119V120H204ZM152 120V121H151ZM159 120V121H158ZM262 120H263V118H262ZM0 121V122H1ZM40 121V120H39ZM46 121H47V126L50 128V130H48L49 128L45 125L46 124ZM65 121H67V122H65ZM120 121H121V123H120ZM145 121V122H144ZM179 123H178V122ZM204 121H206V122H204ZM228 123H227V122ZM70 122V123H69ZM148 122V123H147ZM162 122V124H164V126H165V128L166 129H160V128H158L157 127V125L156 124H159V123H161ZM173 122V123H172ZM202 122H203V124H204V126H203V124H202ZM220 122V123H219ZM9 123V122H8ZM45 123V124H44ZM112 123H114V124H116V125H114V124H112ZM155 123V124H154ZM227 123V125H225ZM74 124V125H73ZM119 124V125H118ZM148 124V125H147ZM151 124H154V126L156 125V127L157 128H155L154 126H151ZM228 124L230 125L229 127H228ZM35 125V126H36ZM74 127H73V126ZM123 125H126V126H123ZM172 125V126H171ZM173 125H175V126H173ZM177 125V126H176ZM46 126V127H45ZM114 126V127H113ZM171 126V127H170ZM182 126H183V128H184V131H183V133H182V130H183V128H182ZM186 128H185V127ZM197 126V127H196ZM226 128H225V127ZM232 126V127H231ZM65 127V128H64ZM77 127V128H76ZM146 127V128H145ZM152 127H154V128H152ZM169 127V128H168ZM221 127H223V128H221ZM73 128H76V129H78V130H76V129H73ZM148 128V129H147ZM175 128V129H174ZM188 128V129H187ZM191 128V129H190ZM129 129V130H130ZM186 129V130H185ZM225 129V130H224ZM113 130V131H112ZM128 130V127L125 129V131H127ZM161 130H163V131H161ZM239 130V131H238ZM180 131V132H179ZM185 131H189L190 133H188L189 134V136H188V134L185 132ZM193 131H194V134H193ZM147 132V133H146ZM152 133V134H151ZM180 133H182V134H180ZM184 133H186V134H184ZM192 133V134H191ZM184 134V136H183V138L181 139V137H182V135ZM262 134V135H261ZM261 134L260 135H258L256 138L257 139H259V140H254V142H256L254 145L255 146H258L257 148H261L260 149V151L263 153V154H261L260 156H262L261 158L258 156V158H260V160L257 158V162L259 163V162H261V163H259V164H262L263 165V163H264V131H263V133L261 132ZM57 137V139L56 138H54L55 136ZM79 135H82V133L81 134H79ZM152 135V136H151ZM180 135V136H179ZM240 133H239V135H238V137H240ZM53 136V137H52ZM199 136V137H198ZM215 136V137H214ZM260 136V137H259ZM262 136V137H261ZM159 137H163L161 140H159L160 138ZM211 137H213V139L211 138ZM148 138V139H147ZM159 138V139H158ZM173 138V139H172ZM186 140H185V139ZM209 139V140H207V139ZM260 138H261V140H263V141H261L260 140ZM47 139H48V137H47ZM54 139V140H53ZM175 139V140H174ZM176 139H177V141H176ZM222 139V138H221ZM183 140H184V142H183ZM59 141V142H58ZM93 141H95V140H93ZM159 141H161L160 143H159ZM185 141H186V143H185ZM208 141V142H207ZM242 141H243V139L240 137V141L239 142H241L242 143ZM220 142V143H219ZM259 142V143H258ZM261 142V143H260ZM137 143V142H136ZM208 143H210V144H208ZM253 143V142H252ZM160 144V145H159ZM163 144V145H162ZM256 144H258V145H256ZM259 144H261V145H259ZM161 145H162V147H161ZM182 145V146H181ZM184 145V146H183ZM196 145V146H195ZM210 145V146H209ZM19 146V147H18ZM61 148H60V147ZM58 147H56V148H58V150H61L62 148L64 149L63 150V152L62 151H59L58 153H54L55 152V150H56V148H54L53 150L51 149L50 151H51V153H53V154H51V155H48L49 156V158L52 156V158L53 159H57V158H60V159H63V156L66 154V153H64V152H68L67 150H69L68 148H70L71 146L70 145H67V143H64V142H62V146L61 145H59ZM68 146H70V147H68ZM193 146V147H192ZM200 146V147H201ZM239 146V145H238ZM237 146V147H238ZM11 147V148H10ZM67 149H66V148ZM158 147H152V151L151 152H153L154 154H158V155H162L163 153H161V150L158 148ZM191 149H190V148ZM208 147V148H207ZM236 147V148H237ZM241 147V146H240ZM145 148V147H144ZM201 148H203V147H201ZM200 148V149H201ZM205 148H203V149H205ZM14 149V148H13ZM66 149V150H65ZM72 149H73V147H72ZM146 149L147 148H145V149H142V150H144V151H146ZM154 149H156V150H154ZM58 150H56V152L58 151ZM74 150V149H73ZM157 150H159V151H157ZM186 150V151H187ZM19 151H21V150H19ZM18 151V154H20V152ZM76 151L78 152L79 151V149H76ZM101 151H102V149H101ZM100 150H99V152L100 153H103L105 156H106V158H109V157H107V154H105V151L103 152H101ZM238 151H240L239 153H241V154H243L242 153V150H238ZM237 150H236V153L238 152ZM75 152V151H74ZM77 152L75 153V157H74V159L76 158V161H81L82 159H83V157L81 156V154L78 152V154H77ZM227 153V152H226ZM10 154H11V156H13V158L10 156ZM21 154H22V152H21ZM62 154V155H61ZM241 154H238L237 153V157H241L242 155ZM77 155H79V156H77ZM241 155V156H240ZM48 156H46L45 158H47ZM60 156H62V158L60 157ZM66 156V155H65ZM65 156H64V158H65ZM80 158H81V160H80ZM263 161V162H262ZM132 162V161H131ZM16 163V164H15ZM109 163H111L110 165H113L112 167H113V169H112V167H110V170H114L113 172H115V168L114 167H116V165H117V167L118 168H120V165H118V163L119 164H122V162L121 161H119L116 165L114 164V162L113 161H110ZM142 164H144V163H146V162H141ZM158 164H160L161 162H157ZM157 163H155V164H157ZM155 164H151V165H155ZM162 164V163H161ZM186 164V163H185ZM188 164V163H187ZM14 165H15V167H14ZM18 165V166H17ZM115 165V166H114ZM145 165H149V163H147V164H145ZM35 166H36V168H35ZM144 166V165H143ZM28 167H30L32 170H30V169H28ZM75 168H76V166H74ZM74 167H73V169H74ZM34 168V169H33ZM122 169L121 170H123V167H121ZM34 170L35 171H39L37 174H39L40 173V171H42L41 172V174L38 176L37 174H34V175H32V173H30V172H34ZM46 172V171H45ZM25 173H26V175H25ZM21 174V175H20ZM30 176H28V175ZM42 174H44V179H41V175ZM32 175V176H31ZM22 176V177H21ZM28 176V177H27ZM34 176H36V177H34ZM16 177H18V178H16ZM26 177V178H25ZM34 178V179H32V178ZM22 178L24 179V180H22ZM32 180H31V179ZM42 178H43V176H42ZM17 179H21L20 180V182H18V184L16 183L17 181ZM28 179V180H27ZM38 179H39V181H38ZM55 179V180H54ZM79 181L81 180H83V179H78ZM77 180V181H78ZM98 179H96V180H87V182H89V183H94V184H96L95 185V187L96 188H99L100 187V185H101V183H102V179H100V183L97 181ZM80 181V182H81ZM95 181H97V183H95ZM23 182V183H22ZM19 183L21 184V186H23V187H19ZM41 183V184H40ZM47 183H48V185H47ZM51 184H53V185H51ZM67 184V185H66ZM40 185V186H39ZM66 185V186H65ZM48 186V187H47ZM63 186H65V188L63 187ZM42 187V188H41ZM50 187V188H49ZM62 187V188H61ZM39 188H41V189H39ZM21 189H26V190H24V191H21ZM61 189V190H60ZM74 189H76V188H74ZM59 190V191H58ZM42 191V192H41ZM58 191V192H57ZM53 194V195H52ZM55 195V196H54ZM108 195H110V194H105L104 195V192L101 194V195H97L98 196V200H101V201H106L107 199L109 200L110 199V196H108ZM104 197V198H102V197ZM54 197H56L55 198V200L53 199ZM101 197V198H100ZM106 197H108V198H106ZM116 196H115V194L114 195H112V197H111V199L110 200H112L113 202H115V199H112V198H115ZM125 198L127 197V195H125L124 196ZM4 198L6 199V200H4ZM100 198V199H99ZM118 198V197H117ZM59 199V200H58ZM51 202H50V201ZM107 200V201H108ZM109 200V201H110ZM36 201V202H35ZM107 201L106 202H104V203H106L107 204ZM108 201V202H109ZM125 201H126V199H125ZM4 202V203H3ZM56 202V203H57ZM3 203V205L5 206V207H3L1 204ZM37 203V204H36ZM36 204V205H35ZM81 205H82V203H81ZM103 205H105V204H103ZM102 205V206H103ZM101 206V207H102ZM101 207H97L96 208V212H98V213H96L95 212V214H91L90 213V215H88L89 213L87 212L86 213V211L84 212V208L82 207V206H80V208H78V209H76L75 211H74V209H73V211L71 210L70 211V209L68 210L67 209V211H66V220H67V222L65 221V222H63V224H66V223H68L69 221H71V220H74V219H76V220H78V222L80 221V219L81 220H83V219H86L87 221H89L88 219L90 218V222L92 221H96V222H93L92 224H94L95 223V227H96V232L94 231L92 234H93V239H92V234L91 233H89L87 236H91V237H87V236H82V235H84V233L81 235L82 236V238H83V240L85 239V238H87V239H85V240H87L86 242H88V240H90V239H92V240H94L95 238L94 237H97V236H99L100 237V235H102V237H104V236H106V235H108V230H110L111 228H109L110 227V225H107L106 226V222H104V220H102L103 218V216L105 217L106 216V211H104L103 209H100ZM4 209V210H3ZM84 209V210H83ZM99 211H98V210ZM69 211L71 212L70 214H67V213H69ZM101 211H104L105 213H103V212H101ZM163 211H164V209H163ZM18 212H21V214L19 213V214H17ZM30 212V213H29ZM101 214H100V213ZM12 213V214H11ZM28 213V214H27ZM120 213V212H119ZM34 214V213H33ZM33 214H30V215H33ZM98 214V215H97ZM105 214V215H104ZM4 215V216H3ZM7 215V216H6ZM95 215V216H94ZM103 215V216H102ZM114 215V214H113ZM181 215H182V213L181 212H179L178 214H175V216H178L177 218H175V221H176V219H177V223L179 224H181V225H183V223H181V222H183V219L181 218ZM11 216H13L12 217V219H11ZM78 218H77V217ZM89 218H88V217ZM96 216H98V218L99 217H101V218H99V220H98V218L96 217ZM94 217V218H93ZM8 218V219H7ZM83 218V219H82ZM88 218V219H87ZM178 218H180V220H178ZM48 218L47 217H45V222H47V223H45V222H43L41 225H43L41 228H42V230H41V228H39V230H37V229H35L34 230V240H36V243H37V248L38 249H40V250H37V252L36 253H33V258H30V255L28 256V258L25 256V258L26 259H28L29 260V258H30V261H32L33 262V264H40V262L41 261H43L44 260V255L45 254H47V251L49 250L50 252L51 251H54V250H56V249H61V247L64 245V246H66L65 245V243H67V241H64V239H63V234H60V233H62V229H60V227L61 228H63V224H61V225H59L58 227H56V226H54L53 225V227L52 226H47L48 224H50V222L48 223V221H49V219L47 220ZM69 219V220H68ZM94 219V220H93ZM97 219V220H96ZM188 219H189V217H188ZM190 219H192V218H190ZM86 220H84V221H86ZM178 221H181V222H178ZM77 222V224H79ZM97 222H98V224H97ZM101 222H103V223H105V224H103V223H101ZM192 225H194V226H192V228H191V224ZM190 223H188V224H184L183 226H181L180 225V227H181V229H183V231H188L189 233H191V234H189L190 236H192L193 237V232H195L196 230L195 229H197V228H195V226L196 227H198L197 225V223H192V222H190ZM8 224V225H7ZM76 223L74 224V227L73 228H75V225H77ZM91 224V223H90ZM109 224V223H108ZM177 224V225H178ZM186 225V226H185ZM187 225H188V228H185V227H187ZM6 226V227H5ZM143 226H144V224H143ZM8 227V228H7ZM45 227H47V228H45ZM104 227H105V229H104ZM107 227V228H106ZM121 228L120 229H123L122 228V226H120ZM124 227H126V225H124ZM127 227H129L128 229H130V226H127ZM127 227H126V230H128L127 229ZM145 227V226H144ZM183 227V228H182ZM7 229V231L5 230V229ZM56 230H55V229ZM72 228V229H73ZM192 229V231H191V229ZM195 228V229H194ZM45 229V231H46V233H44V230ZM58 229V230H57ZM71 229V230H72ZM108 229V230H107ZM144 229V228H143ZM185 229V230H184ZM187 229V230H186ZM14 230L13 231H10L9 232V235H10V233L11 232H14ZM59 230H61L60 232H59ZM103 230V233L101 232ZM124 230H125V228H124ZM124 230H120V234H125V236H126V233H125V231ZM42 231V232H41ZM121 231H123V233L121 232ZM2 232V233H1ZM55 232H57V233H55ZM95 233V234H94ZM98 233V234H97ZM99 233H100V235H99ZM123 234V235H124ZM14 234L13 233H11V235L10 236H13ZM47 235V236H46ZM60 235H62V236H60ZM123 235H121V236H123ZM161 236H162V233L160 234ZM0 236V239L2 238ZM10 236H9V238H10ZM39 236H42V238L41 237H39ZM45 236V237H44ZM49 236V237H48ZM61 238H60V237ZM40 239H38V238ZM101 237V238H102ZM124 237V236H123ZM192 237H190V238H192ZM13 238H15V241H13L14 239ZM36 238V239H35ZM60 238V239H59ZM17 238L15 237V236H13L12 238H10V241H11V243H9L8 244V247H6V249H7V254H5V256H6V262H5V264H9L11 261H13V259H14V261H16V263L18 264L19 262H20V260H19V258H17V255H15L16 253H18L21 249H24L25 248V246L28 244L27 242H23L22 240H16ZM46 239H50L49 241L47 240L46 241ZM61 239H63V241H64V243H63V241H61ZM68 239V238H67ZM66 238H65V240H67ZM43 240H45L46 242H49L50 244H52V243H55V244H52L53 245V247H52V245H51V247H50V244H49V246H47V245H44V244H42V243H45V241H43ZM56 240V241H55ZM191 240H193V239H191ZM189 241V243L188 244H190V242L191 243H194V244H190V245H188V244H186L187 246H188V250H190V252L192 251V252H197L198 250V252L197 253H199V252H206V253H209L210 255H212V254H214V251L215 250H213V246H210V245H208L209 244V242H207V240H199L198 242H196V244L198 245H196L195 244V240H193V241ZM13 241V242H12ZM24 241H27V240H24ZM60 242V244H61V246H60V244H59V242ZM99 241V240H98ZM98 241H96L97 243H99ZM200 241H203V242H207V243H204L205 245H203V242H201L200 243ZM41 242V243H40ZM62 242V243H61ZM144 242V243H143ZM141 241V243L142 244H146V242H147V244H146V247H147V251L148 252H146V248H144V246L145 245H141V243H140V246H139V243H135V242H133L134 243V246H132V248H131V250H134V248L133 247H135V246H137L136 247V249L134 250V251H136V252H134L135 253V255L137 254V256H135V255H133V254H131L133 251H131V252H129V255H127L128 253H127V251L125 252V253H127V254H124L123 256H124V261H126L127 262V260H125V259H127V257L129 258L128 259V261L129 262H131L132 261V259L134 258V260L133 261H136V259L137 258H140L139 260H144L145 258L148 260L149 258H151L150 256V254H152V251H150V249H148V247H149V243H150V241H148V240H145V241ZM149 242V243H148ZM96 243V244H97ZM199 243V244H198ZM250 243V245H251V242H248V244ZM22 244V245H21ZM42 246H41V245ZM58 246H57V245ZM63 244V245H62ZM152 244H153V242H152ZM158 244V245H157ZM182 244H185V243H182ZM181 244V245H182ZM55 245V246H54ZM81 245H84V244H81ZM98 245V244H97ZM104 245V244H103ZM156 246L157 245V248H159L160 246H159V243H157V242H155L154 244H153V246ZM196 245V246H195ZM250 245H247V248L245 249L244 247L242 248V250H247L248 249V247L250 246ZM28 246V245H27ZM26 246V247H27ZM60 246V247H59ZM117 246V245H116ZM119 246V245H118ZM117 246V247H118ZM186 246V247H187ZM200 246H201V248H200ZM209 246V247H208ZM55 247V248H54ZM58 247V248H57ZM79 247H83V246H79ZM101 247L102 246H100V248H99V250H97V252L99 251L100 252V254H102L101 256H100V254L99 253H96V255L94 254V255H89L88 254V252H85V253H83V251L81 252V254H79V253H76V252H74V253H72V254H69V255H72V256H67L68 257V261H64V262H61V264L63 263V264H74L75 262V264H79L78 263V258H80L79 260H83V258H88V257H90V256H93V257H91V258H93V259H91V258H88V260L90 261V262H92V264H109L110 262H111V260H112V258L111 259H108V257H106V256H108V252H110L108 249H105V248H102V249H104L103 251H102V249H101ZM192 247V248H191ZM194 247H196V248H194ZM197 247H199V249L197 248ZM20 248V249H19ZM52 248H54L53 250H50V249H52ZM141 248H142V250H141ZM190 248V249H189ZM203 248V249H202ZM205 248V249H204ZM210 248H212V251H211V249ZM250 249H251V246L249 247ZM59 249V250H60ZM137 249H140V250H137ZM192 249V250H191ZM202 249V250H201ZM207 249V250H206ZM17 250H19V251H17ZM47 250V251H46ZM101 250V251H100ZM124 250V249H123ZM177 250H179V249H177ZM203 250H205V251H203ZM210 250V251H209ZM17 251V252H16ZM42 251H46L45 253L44 252H42ZM140 252V253H137V252ZM144 251L146 252V253H144ZM180 251V250H179ZM41 252V254L38 256V254ZM50 252H48V253H50ZM105 253V254H103V253ZM141 252L142 253H144L143 255L141 254ZM151 252V253H150ZM161 252V251H160ZM160 252H157L156 254H159V255H162L165 251H163V252H161V254H160ZM42 253H44V254H42ZM2 253L0 252V255H1ZM74 254H77V255H74ZM83 254H84V256H86L87 254V256L86 257H83ZM138 254L140 255V256H138ZM146 254H148V256L146 255ZM36 255V256H35ZM74 255V256H73ZM79 255V256H78ZM132 257H131V256ZM141 255H142V257L145 255V257L142 259V257H141ZM215 255V254H214ZM16 256V257H15ZM31 256V257H32ZM34 256L37 258V256L39 257V258H34ZM96 256H97V258H96ZM104 256H105V258L108 260H105L104 259ZM42 257H43V259H42ZM72 259H71V258ZM83 257V258H82ZM95 257V258H94ZM98 257H99V259H98ZM126 257V258H125ZM16 258V259H15ZM40 258L42 259V260H40ZM76 259V261H75V259ZM102 259V261H100L101 259ZM36 259V262L34 261ZM18 260V261H17ZM27 260V262H30V261H28ZM40 260V261H39ZM54 261L56 260V259H53ZM53 260H49V261H47V260H44L43 261V264H45V263H47V262H51L50 264H54L55 262H53ZM87 260V264H90V262ZM94 260H97V261H94ZM99 260V261H98ZM104 260V261H103ZM138 260V259H137ZM151 260V259H150ZM23 261H25L23 264H26L27 262H26V260H23ZM39 263H38V262ZM75 261V262H74ZM105 261H106V263H105ZM133 261L131 262V263H133ZM72 262V263H71ZM74 262V263H73ZM103 262V263H102ZM129 262H127V263H129ZM21 263V262H20ZM19 263V264H20ZM21 263V264H22ZM48 263V264H49ZM59 262L57 261L56 262V264H58ZM125 263V262H124ZM41 264H42V262H41ZM60 264V263H59Z\"/></svg>", "mask_w": 264, "mask_h": 264}]
</instances>
